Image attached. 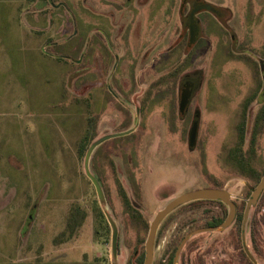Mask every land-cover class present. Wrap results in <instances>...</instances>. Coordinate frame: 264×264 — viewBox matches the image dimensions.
Returning <instances> with one entry per match:
<instances>
[{
    "label": "rangeland",
    "instance_id": "obj_1",
    "mask_svg": "<svg viewBox=\"0 0 264 264\" xmlns=\"http://www.w3.org/2000/svg\"><path fill=\"white\" fill-rule=\"evenodd\" d=\"M207 1L231 10L228 24L238 46L205 11L211 34L191 54L182 51L181 0H46L50 13L35 9L32 0H0V264H111V228L98 217L102 207L85 157L78 156L92 115L97 138L135 128L100 145L90 166L118 224L121 264H137L145 231L125 213L118 181L149 223L189 190L222 186L236 196L247 193L233 151L244 102L261 87L264 0ZM36 14L40 21L52 18V25L33 26ZM73 15L85 26L69 21ZM71 31L75 37L64 41ZM180 64L174 82L156 84ZM191 73H204L203 85L188 117L180 119V83ZM195 110L200 122L190 150ZM253 151V167L263 170L264 125ZM77 207L86 218L71 236ZM203 209L221 211L212 204ZM256 211L258 264H264V200ZM194 218H200L194 208L175 215L160 234L155 264ZM246 241L251 250L248 233ZM188 244L179 264H196L199 257L204 264H236L232 231L199 234Z\"/></svg>",
    "mask_w": 264,
    "mask_h": 264
},
{
    "label": "flooded vegetation",
    "instance_id": "obj_2",
    "mask_svg": "<svg viewBox=\"0 0 264 264\" xmlns=\"http://www.w3.org/2000/svg\"><path fill=\"white\" fill-rule=\"evenodd\" d=\"M180 4H181V7H180V34H179V39H177V40H178V42L181 41V45L183 47L182 51H184V52L188 51L189 54H191V52L194 49H196L198 47V45L205 44L204 41L207 40L208 39V35L211 34L210 27L206 26V23H205L206 21L204 20V18L202 16L203 12H205V11L208 12L209 14H211L214 17V24H212V25H215V27H217L218 29H219L220 26H222L224 28L225 27L227 28V29L225 28L226 29L225 31L227 33L226 40H227L228 36H230V44L232 46H234V47L239 45V43H238L239 40H238V37H237L236 33H234V29L232 28V26L230 27V25L228 24L230 19H233L232 18L233 16H232L231 10L229 8H227V6L217 5L215 3H210L207 0H181ZM208 4L210 6H212L213 10H207V9L203 8L205 5H208ZM59 6H64V5L60 4ZM53 8H57V7H53ZM222 12H227V17H225V19L220 17L222 15ZM192 13H193V16H192L193 21H190V16H191ZM183 16H184V20H183ZM84 26H85V23H84ZM91 28H93V26H91ZM84 29H86V28H84ZM97 31H99V29H96V32ZM192 31L194 33V38L193 39H192ZM89 40L91 41V39H89ZM97 41H99V40L97 39ZM85 58H86V54L83 56V58H82L80 63H82V61ZM87 59H89V58H87ZM182 64H180V65H182ZM82 65H84V64H81V66ZM258 67H259V71L261 72V77H262L261 78V87H260L259 90L255 91V93L253 95L254 98H249V99H247V101L244 102V108H243V111H242V120L240 121L239 126H238V145L236 147V149L239 152L243 153L245 155V157L250 160V163L252 164V166H253L254 162L257 163L256 157H255V152L252 151V150H253V147L255 146L256 142H257V139L259 138L261 127L263 126V125H261L260 121H261V114L264 111V56L260 59V63L258 64ZM203 74L202 73H191V74H186V75H184V77H182V80H181V83H180L181 84L180 85L181 86V88H180L181 90H180L179 108H178L179 118L180 119H184V118L188 117V115H189V113L191 111V102H192L195 94L198 95L200 93L201 89H202V85H203V77H202V75ZM186 88H190L191 89V97H190L189 103H188V105L186 107V111L182 114L180 112L181 93ZM198 114H199V112L197 110H195V113L193 115L192 124H193V122L195 120H199V122H200V118H199ZM242 122H244V126H245L244 135H243V132H241L240 129H239L240 125L242 124ZM240 139H243V140H241V145L239 144L240 143ZM188 146H189V144H188ZM190 150H193V148L192 149L190 148ZM245 150H248L249 152L245 151ZM236 165L238 166L237 162H236ZM94 176L97 178V180L100 182V184H101V186L103 188V183H102L101 179L99 178V176L97 174L94 175ZM245 179H247V183L244 186L247 187L249 185V183H251V180L249 178H246V177H245ZM222 189H224V187H222ZM189 191H187V192H189ZM184 193H186V192H184ZM263 193H264V191H263ZM263 193L261 194V196L258 199L257 203L250 210L249 217H248V220H247V223H246V233H247L248 222H249V220L251 218V213H252V215H255L256 220H257L256 222L258 223V226H259V221L260 220H259V217L257 216L258 215V211H256V210L261 208ZM251 194L247 195V193H242L239 196H236V195L232 194L233 197L231 198V200L235 204V207H236V216H235V219H234L232 225L227 230H225L224 232L232 231L234 233V235H236V222H237V219H238L239 212L243 208V217H242V224H241V234H242V227H243V222H244V212H245V209H246V201L251 197ZM174 198H172V199H174ZM201 201H211V200H201ZM194 202H197V201H194ZM216 202L222 203L223 206L218 204V203H216ZM190 203H193V202H190ZM190 203H187V204L181 206L183 208L179 207L181 209L179 211H177L176 215L181 214L186 209L194 208L195 211L200 213V218L199 219H197V218L196 219L195 218L192 219V221L189 224H186V225H184V227L181 228V235L185 234L183 239L188 234H190L191 232H193L195 230L202 229V228L217 227V226H210V225H207V226H198V225L205 224L208 221L213 222V218H215L218 214H222V212L224 211V206H225V208L227 210L226 213H225V217L224 218L226 219L227 216H228L229 208H228V206L226 204H224L221 201H211V202H205V203H200V204H191V205H189ZM207 204H212V207L217 208V209L219 208L221 211L218 212V211H215L213 209H209V210L203 209L204 205H207ZM78 208L81 209L82 207H77V209ZM178 209H176V210H178ZM72 218H73V215H71V218L69 219V224H70V222H72V220H73ZM225 219H224V221H225ZM69 224H68V226H69ZM162 224H161V226H162ZM149 226H150V223H149ZM161 226H160V228H161ZM148 231H149V229H148ZM203 233H213V232L212 231H206V232H201V233H198V234L192 236L185 243L181 253L184 252L186 246L189 245L188 243H190V241L194 237H196L199 234H203ZM241 238H242V235H241ZM183 239H181L180 243L182 242ZM192 244H194V243H192ZM156 245H157V240H156ZM156 245H155V248H156ZM242 248H243L244 252L246 253V251L244 249V246H243V242H242ZM195 250H196L195 248L194 249L191 248L190 252L192 253ZM241 250L242 249L238 247V253H237V256H236V264H244L243 260L240 257ZM249 250H250V248H249ZM251 250H252V252H254V253H252V252L251 253L254 254V255L256 254L258 256V258H259L260 255L255 252V250L252 247V243H251ZM197 259L198 260H197L196 264H204V262L202 260V257H199ZM256 260L258 261V259H256ZM259 260H260V258H259ZM180 264H183V263L180 262ZM184 264H187V263H184Z\"/></svg>",
    "mask_w": 264,
    "mask_h": 264
},
{
    "label": "water",
    "instance_id": "obj_3",
    "mask_svg": "<svg viewBox=\"0 0 264 264\" xmlns=\"http://www.w3.org/2000/svg\"><path fill=\"white\" fill-rule=\"evenodd\" d=\"M204 9L207 10H213L212 6L205 5L203 7ZM193 13L190 16V21H193ZM194 38V33L192 31V39ZM191 97V89L186 88L185 90L182 91L181 93V100H180V112L183 114L186 111V107L189 103ZM137 122V121H136ZM198 127H199V122L198 120H195L191 126L190 133H189V147L192 149L196 145V139H197V134H198ZM135 131V128H131L127 131H123L120 133H113V134H108L103 137L97 138L88 148L86 155H85V161H84V169L86 176L88 179L91 181L93 184L98 200L100 202V205L102 207V211L110 225L111 228V249H110V259H111V264H121L119 261V228L116 220L113 218V216L109 213L108 208H107V200L103 191V188L100 184V182L97 180V178L93 175L90 169V162L92 155L94 151L102 145L105 141L112 139V138H117V137H123V136H128L131 133ZM264 191V175L261 178L260 182L256 186V188L253 190L251 197L246 201V209L244 212V222H243V227H242V242L244 249L246 251L247 256L249 259L254 263L258 264V261L256 258L253 256L251 251L249 250L247 246V241H246V223L249 217V213L251 208L257 203L258 199L260 198L261 194ZM233 195L228 192L225 189H220V188H204V189H197L194 191H189L186 193H183L174 199H172L170 202L166 204V206L161 209L157 214L154 216L152 221L150 222L149 226V231L145 240L144 244V261L143 264H153L154 263V255H155V245H156V238L157 234L159 231V228L161 224L164 222V220L172 214L176 209L179 207L190 203L194 201H201V200H211V201H221L224 204H226L229 208L228 216L225 219L223 223L218 225L217 227H211V228H202L195 230L188 234L182 242L179 244L174 258H173V264H179V259H180V254L181 251L185 245V243L194 235L201 233V232H206V231H212V232H224L227 230L233 223L235 216H236V207L235 204L232 202L231 198Z\"/></svg>",
    "mask_w": 264,
    "mask_h": 264
},
{
    "label": "trees",
    "instance_id": "obj_4",
    "mask_svg": "<svg viewBox=\"0 0 264 264\" xmlns=\"http://www.w3.org/2000/svg\"><path fill=\"white\" fill-rule=\"evenodd\" d=\"M31 2V0H29ZM36 5L37 10H41V12L44 11H50L51 9L49 8V6H47L46 4V0H43L40 5V2L36 3L38 0H32ZM45 2V3H44ZM46 6V7H45ZM183 70L182 65H177L171 72L165 74L164 76H162L157 82V85H162V84H166L169 82H174L181 74ZM155 84V86H156ZM251 98H254L251 97ZM261 125H264V111L261 114ZM97 125H98V118L97 116H90L87 120V128L86 131L84 133V135L81 137V139L79 140L78 143V156L79 159H83L86 155V152L88 150V148L90 147V145L97 139ZM240 131L243 132L244 135V131H245V126H244V122H242V124L240 125ZM242 138V137H241ZM241 140L240 139V145H241ZM253 151V150H252ZM234 156H235V161L237 162L238 166H239V170L240 172L246 177L249 178L251 180V183H249V185L247 186V195H250L252 193V191L255 189V187L257 186V184L259 183L261 177L264 175V169L263 170H258L257 168H254L252 166V164L250 163V160L248 158L245 157V155L241 152H239L237 149H235L234 151ZM90 166H91V162H90ZM219 188L222 189V186H219ZM118 192H119V196L122 200L124 209H125V213L128 214L129 218L134 221L138 226H140L142 229H144L145 231V235L142 236V239L140 240V245H141V253L138 256V258L136 259V263L137 264H143L144 261V256H145V252H144V246L143 244L145 243L146 240V235L148 233V229H149V222L146 219H143L142 217V213L141 211H139L138 209H136L131 200L130 197L128 196V193L126 191V189L122 186V184L118 181ZM264 199V193H263V198ZM205 202H211V201H197V202H193L190 203L191 204H200V203H205ZM220 205L223 206L222 203L220 202H216ZM183 208V207H181ZM181 208H179L178 210L174 211L162 224L161 228L158 231L157 234V243L158 240L160 238V234L163 232V230L168 226L169 223L172 222V219L175 217L177 211H179ZM226 208L224 206V211L222 212V214H218L215 218H213V222H206L205 224H200L198 226H218L220 225L223 221H224V217H225V213H226ZM98 217L99 219L103 218V220L106 221V217L103 213V211L101 209H99L98 211ZM242 217H243V208L242 210L239 212L238 215V219L236 222V241L238 243V247L241 248V259L243 260L244 264H253L252 261L249 259V257L247 256V254L244 252L243 248H242V238H241V224H242ZM86 218V211L83 210V208H78L75 211V214L73 215V220L72 222H70L67 231L69 232V235H74L75 232H77L84 220ZM256 217L255 215H251V218L248 222V226H247V233L249 234V237L251 239V243H252V247L255 250V252L257 254H261L260 252V248H259V243H258V232H259V226L258 223L256 222ZM67 232V233H68ZM185 234L181 235L179 238H177L172 245H170V247L167 249L166 251V255L164 258V261L158 263V264H173V258L175 255V252L177 250V247L181 241V239H183ZM252 252V250H251ZM254 253V252H252ZM253 256L259 260L258 256L255 254H253ZM128 264H132V262L129 261ZM155 264V263H153Z\"/></svg>",
    "mask_w": 264,
    "mask_h": 264
},
{
    "label": "crops",
    "instance_id": "obj_5",
    "mask_svg": "<svg viewBox=\"0 0 264 264\" xmlns=\"http://www.w3.org/2000/svg\"><path fill=\"white\" fill-rule=\"evenodd\" d=\"M63 7H65V6H63ZM58 8V7H57ZM50 9H52V8H50ZM49 13H50V11H49ZM35 17V25H33V26H36L37 28H39V26H41V25H43V26H45L46 28H48L49 26H51L52 24H51V21H52V18H49L48 20H45V21H40V19H38V17H37V14L34 16ZM75 18H77V17H74V15H73V17L71 16L70 18H69V21H71L73 24L75 23L77 26H78V24H82L83 26H84V21L83 20H81V19H75ZM62 21H63V23L66 21V19L65 20H63L62 19ZM79 25V26H80ZM82 25H81V27H82ZM62 26H63V24H62ZM84 28V27H83ZM75 33H76V29H75ZM75 37V34L71 31V32H69V33H66L64 36H63V38L62 39H65L64 41H66V40H71V39H73ZM51 40V39H50ZM51 42H53V40H51ZM58 42V41H57ZM60 43L58 42L57 43V45H59ZM56 45V46H57ZM52 46H55V45H52Z\"/></svg>",
    "mask_w": 264,
    "mask_h": 264
}]
</instances>
